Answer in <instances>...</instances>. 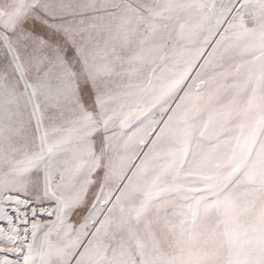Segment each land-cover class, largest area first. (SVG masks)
I'll use <instances>...</instances> for the list:
<instances>
[{
	"label": "snow or ice",
	"instance_id": "obj_1",
	"mask_svg": "<svg viewBox=\"0 0 264 264\" xmlns=\"http://www.w3.org/2000/svg\"><path fill=\"white\" fill-rule=\"evenodd\" d=\"M0 264H264V0H0Z\"/></svg>",
	"mask_w": 264,
	"mask_h": 264
}]
</instances>
